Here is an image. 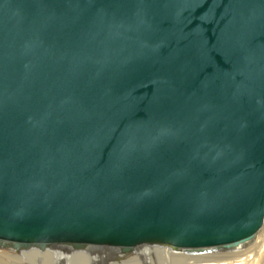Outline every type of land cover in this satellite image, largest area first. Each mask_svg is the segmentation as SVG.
I'll list each match as a JSON object with an SVG mask.
<instances>
[{"label":"water","instance_id":"water-1","mask_svg":"<svg viewBox=\"0 0 264 264\" xmlns=\"http://www.w3.org/2000/svg\"><path fill=\"white\" fill-rule=\"evenodd\" d=\"M263 225L264 0H0V242Z\"/></svg>","mask_w":264,"mask_h":264},{"label":"bare ground","instance_id":"bare-ground-1","mask_svg":"<svg viewBox=\"0 0 264 264\" xmlns=\"http://www.w3.org/2000/svg\"><path fill=\"white\" fill-rule=\"evenodd\" d=\"M65 247H73L76 253L81 252L82 255L94 257L105 255L106 260L119 258L121 263L140 257L151 258L150 264H264V225L248 241L231 246L208 247L204 250L177 248L160 241H144L126 252L118 249L120 247L118 243L107 241L61 240L50 243L46 247L37 244L16 247L8 242H0V257H19L9 253L12 252L22 254L25 258H34L40 254V251H56V248H58V254L64 253Z\"/></svg>","mask_w":264,"mask_h":264},{"label":"rangeland","instance_id":"rangeland-1","mask_svg":"<svg viewBox=\"0 0 264 264\" xmlns=\"http://www.w3.org/2000/svg\"><path fill=\"white\" fill-rule=\"evenodd\" d=\"M66 252L58 254V248L56 251H40L37 257H24L19 253H12L13 255H18V258H7L0 257V264H150L151 258H138L134 260H126L121 263L120 259L107 258L105 255H100L99 257H94L91 255L76 253L73 247L63 248ZM66 253V254H65ZM117 253H120L117 251ZM59 255V256H58ZM21 257H24L23 259ZM150 261V262H149Z\"/></svg>","mask_w":264,"mask_h":264}]
</instances>
